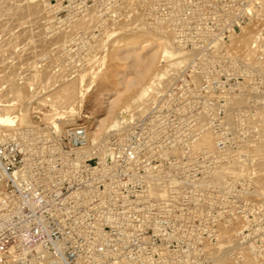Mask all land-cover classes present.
I'll return each mask as SVG.
<instances>
[{"label":"built area","instance_id":"1","mask_svg":"<svg viewBox=\"0 0 264 264\" xmlns=\"http://www.w3.org/2000/svg\"><path fill=\"white\" fill-rule=\"evenodd\" d=\"M115 2L129 4L155 31H170L191 61L157 105L129 128L96 140L85 124L26 127L0 138V264H209L205 246L192 260L168 234L181 228L186 209L175 199L181 195V187L175 188L181 167L176 175L169 172L170 149L181 140V128L196 125L199 115L210 116L213 124L227 117V105L239 95L251 98L256 113L264 115V93L248 91L245 78L208 71L224 58L216 54L218 44L264 19V9H257L258 0ZM231 80L238 93L227 88ZM185 108L191 113L187 123L181 117ZM248 111L239 108L233 116ZM214 126L216 150L198 159L219 156L232 145L229 133L236 141L253 129ZM161 188L165 195L156 197ZM257 208L259 222L244 207L233 208L226 221L237 227L239 246L264 259V206ZM213 237L221 235L216 231Z\"/></svg>","mask_w":264,"mask_h":264},{"label":"rangeland","instance_id":"2","mask_svg":"<svg viewBox=\"0 0 264 264\" xmlns=\"http://www.w3.org/2000/svg\"><path fill=\"white\" fill-rule=\"evenodd\" d=\"M37 7L40 8L37 9ZM130 8L129 4H121L119 6L115 0H0V91H4L3 93L0 92V96L1 94L3 96L0 98V103H9L11 101L10 103L15 107L11 119L15 123L14 128L16 129L12 130L13 126L6 123H4L6 126L0 124L1 139L12 138L20 129L26 127L68 128L78 124H85L91 131L97 127L102 128L104 133L100 136H107L120 131L115 129L105 130L112 119L120 112L122 106L131 100L129 98L140 94L153 78L170 64L169 57L164 56L157 57L156 61L151 64L150 57L158 49V43L154 37L159 38L164 33L155 31L147 24H145V28L144 23H146V20H136L135 17L138 15L131 13ZM28 9L30 10L28 11ZM257 9H264V0H258ZM34 12L37 14H34ZM89 17L90 21H88ZM92 17H95V19L92 20ZM78 19L82 22L78 21ZM139 21L143 24H139ZM38 22L39 26L35 25ZM83 22L84 24H82ZM140 25L143 26L140 27ZM71 28L74 30L73 32ZM135 28L145 31L147 34H137ZM36 29H38L37 32L40 31V34L36 33L37 36L39 35L38 37L35 35ZM165 33L169 37H173L170 31H165ZM42 36L46 38L43 39ZM253 42L256 43L259 49L251 57L247 54ZM221 43L222 46H218L219 50L216 54L222 55L224 58L220 59L221 63L216 64L215 67H210L208 71L212 73L225 72L233 79H235V76H239V80L245 78L247 84H249L246 87L248 91L264 93V19H256L246 24L237 30L230 39H226ZM36 45L40 47L37 49ZM176 45L180 47L178 44ZM22 46H25V48ZM183 50L187 51L186 49ZM27 51L31 52L32 55L30 53L28 55ZM26 55L29 56V59L25 60L24 57ZM52 56L54 57V61L53 59L52 61L55 62V65L52 62L53 67L51 64L48 65L50 63L48 61L51 60ZM61 57L63 58L61 59ZM64 57L67 58L64 59ZM33 59L35 60L33 61ZM24 61L32 65L28 64V66L26 64V66ZM190 61L191 58L185 67L180 68L174 74L172 77L174 80L170 79L169 83H167V79H164L165 83H163L166 85H164L165 87H163V90L158 95L162 97L184 75ZM14 62L17 64H14ZM21 64L24 65L23 68L20 67ZM43 65L48 71L43 70ZM34 66L38 70L40 68L39 72L42 74L44 71L45 73L44 76L41 73L39 74L37 82L32 84L33 88L31 85L32 80L28 81V78L33 77V74L29 73L30 76H27V73L31 72L30 70L33 73ZM24 68H27L26 70L29 68V71L26 73ZM16 69L18 70L16 71ZM19 70H24L25 72H22L24 74H21ZM56 72H60L61 75ZM62 74L66 75L63 77ZM20 76L23 77L20 78ZM57 76L58 78H56ZM198 76L200 77V75ZM14 77L17 80L19 78L18 81L21 82L17 81L14 83L16 81ZM199 77L197 79H200ZM21 79L26 80L23 81ZM131 80H136L137 84L129 89L127 86ZM54 81L58 85L56 82L53 85L52 82ZM10 82L15 84V89L10 86L12 84ZM230 82L232 84L227 85V88L232 87L231 89L238 93V86L232 80ZM21 84L22 86L18 87ZM5 87H7L6 90L12 87L7 90L10 97L5 92ZM13 91L16 92L14 93ZM150 92L153 93V90H150ZM16 93L20 94V96H22V93L23 95L25 94L23 97L25 99L20 96L22 98H19L20 100L15 98L18 97ZM151 95L153 96L150 93L147 95L148 98L146 96L142 100L145 102H143L145 106L151 105L149 110L154 108L161 98L158 95L155 98ZM245 95L247 98L249 94ZM11 96L12 99L14 98V102L11 100ZM240 96L242 97L241 99L237 98L239 100L236 99L229 102L227 105L230 111L229 115L220 119L218 118L216 124L210 122V116L199 115L198 121L195 122L196 125H188L185 128H181V140L177 141V144L170 150L169 172L176 175L177 168L181 167V184H175V188L181 187V195L175 199L181 202V208L186 209L181 212V228L168 229V234L170 238L172 237L181 243V250H184V253L192 260L194 258L198 259L200 255L202 256L200 248L203 246H205L203 249L204 256L209 261V264H215L214 259L216 254H221L228 249L233 251V256H231L233 262L241 260L243 250L250 256L256 257L251 248L239 246L237 227L227 226L228 223L226 221L234 216V212H232L233 208L244 207L248 210L250 218L259 222L262 211L257 207L264 206V183L263 181L259 182L256 180L255 167H253L259 157L260 163L264 165V153H261L260 150L263 147L259 146L263 143H259V141H263L264 139V132L261 133L259 131L260 128H264V122H261L264 121V115L256 113L253 106L254 101H251V98L246 100L244 95ZM29 97H32L31 102ZM3 98L6 100H3ZM24 101L25 103L28 102V106L27 104L24 105ZM26 107H28V112L26 109H23ZM137 108L135 107L132 111L126 110L125 113L135 112L139 109ZM239 108H245L249 111L247 114L236 118L233 116V111L236 112ZM22 109L25 111L24 113H22ZM149 110H147L146 114ZM183 113L184 115L181 117L186 119L183 123H187V119L191 118V113L186 108ZM144 116L138 117L135 123L125 128L135 125ZM21 117L22 120L20 121ZM102 118L103 121H100ZM236 119L238 125L234 124ZM217 124L224 125V127L227 125L228 127L226 128L240 126L253 129H251L247 137L241 134L242 137L236 141L233 140V136L229 133L230 143L233 146L229 145L228 148L215 158L207 156L204 159H198L197 156L216 150L215 131H218L219 128H214V125ZM189 126L190 128H188ZM205 132L210 133L213 143L209 147H198L196 144ZM179 159H181V163ZM215 169L220 170V180L213 177ZM176 178L179 177L177 176ZM155 196L159 197L156 194ZM213 222H216V225L221 227H208ZM225 230L232 232L236 240L232 239L231 241L223 237L224 235L222 236V234ZM216 231L221 235L217 240L213 237ZM217 244L219 247H214ZM207 246L211 248L208 250ZM211 249H214V251ZM211 251L213 252L211 253ZM240 254L241 257L239 258L238 255ZM256 258L262 262L264 261V259Z\"/></svg>","mask_w":264,"mask_h":264},{"label":"bare ground","instance_id":"3","mask_svg":"<svg viewBox=\"0 0 264 264\" xmlns=\"http://www.w3.org/2000/svg\"><path fill=\"white\" fill-rule=\"evenodd\" d=\"M59 3V2H58ZM58 5V4H57ZM80 5V4H79ZM63 6V5H62ZM35 7V6H34ZM54 7V6H53ZM36 8V7H35ZM35 8H34V10H35ZM38 8H40V7H37V9ZM31 9V8H30ZM30 9H28V11L30 10ZM27 11V12H28ZM33 11V10H32ZM38 11V10H37ZM36 11V12H37ZM36 12H34V14H37ZM40 12V11H39ZM95 12V11H94ZM100 12V11H99ZM30 13V12H29ZM28 13V14H29ZM46 13H48V12H46ZM60 13V12H59ZM75 13V12H74ZM49 14V13H48ZM76 14V13H75ZM74 14V15H75ZM33 15V14H32ZM89 15V14H88ZM95 15V14H94ZM29 16V15H28ZM31 16V15H30ZM51 16V15H50ZM71 16V15H70ZM90 16V15H89ZM86 17V16H85ZM84 17V18H85ZM88 17V16H87ZM51 18H52V16H51ZM77 18V17H76ZM93 18V17H92ZM136 18V20H139V19H143L142 17H140V16H137V17H135ZM88 19V18H87ZM95 19V17L92 19V20H94ZM38 20V19H37ZM49 20H51V19H49ZM60 20V19H59ZM86 20V19H85ZM64 21V20H63ZM77 21V20H76ZM78 21H80V19H78ZM77 21V22H78ZM88 21H90V17H89V20ZM80 22H82V21H80ZM85 22H87V21H85ZM68 23V22H67ZM89 23V22H88ZM95 23V22H94ZM141 22L139 21V24H140ZM39 24V22L37 23V24H35V25H38ZM41 24H42V22H41ZM55 24V23H54ZM65 24V23H64ZM70 24V23H69ZM82 24H84V22L82 23ZM141 24H143V23H141ZM145 24H147V22L146 23H144V26H145V28H146V25ZM76 25H77V23H76ZM81 25V24H80ZM138 25V24H137ZM39 26V25H38ZM78 26V25H77ZM76 26V27H77ZM89 26V25H88ZM143 26V25H142ZM141 25H140V27H142ZM43 27V26H42ZM55 27V26H54ZM72 27V26H71ZM80 27V26H79ZM78 27V28H79ZM140 27H138V28H140ZM37 28V27H36ZM57 28V27H56ZM73 28V27H72ZM71 28V29H72ZM138 28H135L136 30V33L137 34H140V33H145V31H140ZM144 28V29H145ZM142 29V28H141ZM37 30L38 29H36L35 30V35H36V33L37 34H40V31H38L37 32ZM50 30V29H49ZM67 31V30H66ZM74 30L72 29V32H73ZM33 32V31H32ZM41 32H42V29H41ZM164 34H162V36L160 35L159 36V38H157V37H154L155 38V40H157V43H158V49L151 55V64H153L155 61H156V59H157V57H159V56H161V57H169V59H170V64L168 65V67L165 69V70H162V71H160L158 74H157V76L156 77H154L153 78V80L149 83V85L146 87V88H144V90H142L141 92H140V94H138V95H136V96H132L131 98H129V99H131L127 104H125L124 106H122V108H121V110H120V112L112 119V121L108 124V128H106V130L105 131H109V130H112V129H115V130H121V129H125V127H128L129 125H131L132 123H135V121L137 120V118L139 117H141V116H144L145 114H146V112H147V110H149V108H150V106L148 107L147 105L145 106L144 104H143V102L144 101H142V100H144L145 99V97L147 96V95H149L150 93L151 94H153V96L152 97H157V95L160 93V91H162L163 90V87H165L164 85H166V84H164L165 83V80L164 79H167L166 81H168L167 83H169V81H170V79H172V77L174 76V74L180 69V68H182V67H185V65L189 62V60H190V58H191V56H190V53H189V51L187 52H185V50H183L182 48H180V47H177V45H176V43H175V41H174V39L173 38H171V37H169L165 32H163ZM33 34V33H32ZM74 34V33H73ZM137 34H136V36H137ZM143 34H141V35H143ZM145 34H147V33H145ZM144 34V35H145ZM51 35V34H50ZM56 35V34H55ZM61 35V34H60ZM70 35V34H69ZM141 35H138V36H141ZM32 36V35H31ZM37 36V35H36ZM39 36V35H38ZM37 36V37H38ZM46 36H47V34H46ZM32 37H34V36H32ZM44 36H42V38H43ZM59 37V36H58ZM40 38H41V36H40ZM46 38V37H45ZM45 38H43V39H45ZM57 38V37H56ZM153 38V39H154ZM65 39V38H64ZM36 40V39H35ZM38 40V39H37ZM50 40V39H49ZM40 42H41V40H39ZM47 41V40H46ZM247 41V40H246ZM62 43H63V41H62ZM30 44V43H29ZM221 45H219L218 44V46H222V43H220ZM40 45V44H39ZM37 46V45H36ZM22 47H24L25 48V46H22ZM38 47H40V46H37L36 48L38 49ZM55 47V46H54ZM21 48V47H20ZM50 48V47H49ZM48 48V49H49ZM61 48V47H60ZM219 48H221V47H219ZM245 48H246V44H245ZM47 49V50H48ZM59 49V48H58ZM259 49V47L256 45V43L255 42H253L252 43V47L251 48H249V53L247 54V55H250L251 57L255 54L254 52L255 51H257ZM22 50H23V48H22ZM39 50H41V49H39ZM60 50V49H59ZM61 50H62V48H61ZM33 51V50H32ZM38 51V50H37ZM42 51V50H41ZM55 51V50H54ZM58 51V50H57ZM14 52V51H13ZM12 52V53H13ZM15 52H16V50H15ZM28 52V51H27ZM29 53L31 54V52H28V55H29ZM41 53V52H40ZM42 53H44L43 51H42ZM41 53V54H42ZM48 53V52H47ZM26 54V53H25ZM50 54V53H49ZM56 54V53H55ZM55 54H53V55H55ZM23 55V54H22ZM28 55H26V56H28ZM32 55V54H31ZM34 55V54H33ZM36 55H38V54H36ZM66 55V54H65ZM11 56H12V54H11ZM26 56L24 57L25 58V60L26 59H29V56H28V58H26ZM51 56V55H50ZM64 56V55H63ZM68 56V55H67ZM34 57H35V55H34ZM41 57V56H40ZM57 57V56H56ZM19 58H20V56H19ZM22 58H23V56H22ZM54 57L52 56V58H51V60L50 59H48V60H50V61H48V65H50L51 64V66H52V62L54 61V59H53ZM63 57H61V59H62ZM65 58H67V57H64V59ZM36 59V58H35ZM35 59H33V61L35 60ZM52 59H53V61H52ZM56 60V59H55ZM68 60V59H67ZM30 61V60H29ZM36 61H37V59H36ZM46 61V60H45ZM56 61H58V60H56ZM65 61V60H64ZM22 62V61H21ZM25 62V61H24ZM28 62V61H27ZM38 62V61H37ZM42 62V61H41ZM61 62H63V61H61ZM71 62V61H70ZM23 63V62H22ZM33 63V62H32ZM54 63V65H55V62H53ZM14 64H17V63H15L14 62ZM24 64V63H23ZM23 64H21L20 65V67H24V65ZM27 63L25 62V65H26ZM29 64V63H28ZM27 64V65H28ZM34 64V63H33ZM44 65H45V63H43ZM47 64V63H46ZM58 64H60V62L58 61ZM26 65V66H27ZM29 65H32V64H29ZM28 65V66H29ZM35 65V64H34ZM43 65V70H47V69H45V66ZM47 65V66H48ZM53 65V66H54ZM61 65H63V63H61ZM65 65V64H64ZM7 66H9V65H7ZM36 66V65H35ZM34 66V69H33V73H32V70H30L31 72H28L27 73V71H29V68H28V70H26L27 68H24V70H26V73L28 74L27 76H30V74L29 73H31V74H33V77H31V78H28V81L29 80H32L31 82V85L32 84H35V82H37L36 80H38L39 78H38V76H40L39 74L41 73V72H39V70H40V68H39V70L36 68ZM42 66V65H41ZM51 66H49V67H51ZM52 66V67H53ZM59 66V65H58ZM261 66V65H260ZM31 67V66H30ZM37 67H38V65H37ZM51 67V68H52ZM56 67V66H55ZM63 67V66H62ZM61 67V68H62ZM68 67V66H67ZM264 67V66H263ZM2 68V67H1ZM9 68H10V66H9ZM42 68V67H41ZM48 68V67H47ZM61 68H60V70H61ZM7 70H10V69H8V68H6ZM20 69V68H19ZM31 69V68H30ZM18 69H16V71H17ZM22 70V69H21ZM23 70V71H24ZM50 70H52V69H50ZM79 70V69H78ZM262 70V69H261ZM15 70H14V72H16ZM20 71V70H19ZM18 71V72H19ZM23 71H20V73L21 74H24V73H22ZM45 71H44V73H45ZM48 71V70H47ZM25 72V71H24ZM263 72H264V70H263ZM8 73V72H7ZM44 73L42 74V76H44ZM47 73V72H46ZM56 73H60V72H56ZM63 73V72H62ZM73 73V72H72ZM78 73V72H77ZM16 74V73H15ZM55 74V73H54ZM57 74V75H58ZM18 75V74H17ZM59 75H61V73L59 74ZM66 74H62V76L64 77ZM15 76V75H14ZM25 76V75H24ZM51 76V75H50ZM61 76V77H62ZM10 77V76H9ZM23 77V76H22ZM21 76H20V78H22ZM45 77H46V75H45ZM61 77H59V78H61ZM15 78V77H14ZM26 79H27V77H25ZM48 78V77H47ZM56 78H58V76L56 77ZM68 78H70V77H68ZM9 79H12V78H9ZM16 79V78H15ZM26 79H21V80H26ZM65 79H66V77H65ZM178 79V78H177ZM18 80H19V78H18ZM17 79H16V81H14V83L15 82H17L18 81ZM58 80H61V79H58ZM57 80V82L59 83V81ZM172 80H174V79H172ZM10 81V80H9ZM22 81V82H23ZM13 82V81H12ZM12 82H10V83H12ZM18 82H21V81H18ZM30 82V81H29ZM56 81H54V82H52L53 83V85L54 84H56L55 83ZM62 82V81H61ZM164 82V83H163ZM25 83H27L26 81H25ZM50 83V82H49ZM58 83H57V85H58ZM161 83H163L162 85H160ZM20 84V83H19ZM23 84V83H22ZM22 84L21 85H19L18 87H20V86H22ZM28 84V83H27ZM60 84V83H59ZM137 84V81L136 80H131V81H129L128 82V86L127 87H129V89L131 88V87H133V86H135ZM1 85H2V83H1ZM14 85L15 84H11L10 86H12V87H14ZM24 85H26V84H24ZM23 85V86H24ZM50 85H52L51 83H50ZM33 86V85H32ZM38 86V85H37ZM46 86V85H45ZM4 87V86H3ZM11 87V88H12ZM17 87V86H16ZM17 87V88H18ZM44 87V86H43ZM56 87V86H55ZM6 88L7 87H5V92L7 93V90H9V89H11V88H9V89H7L6 90ZM33 88H34V86H33ZM42 88V87H41ZM13 89H15V87L13 88ZM37 89V88H36ZM39 89H40V87H39ZM44 89V88H43ZM45 89H46V87H45ZM52 89V88H51ZM62 89V88H61ZM4 90V89H3ZM21 90V89H20ZM41 90V89H40ZM150 90H153V93L152 92H150ZM18 91H19V89H18ZM17 91V92H18ZM34 91H36V90H34ZM1 92V91H0ZM4 91H2L1 93H3ZM14 92V91H13ZM16 92V91H15ZM14 92V93H15ZM21 92V91H20ZM6 93H5V95H6ZM35 93V92H34ZM161 93H163V92H161ZM17 95H18V93H16ZM36 94V93H35ZM58 94H60V93H58ZM7 95L9 96V94L7 93ZM13 95V94H12ZM25 95V94H24ZM24 95H23V93H22V96H20V94L18 95V97H15V98H20V97H24ZM31 95V94H30ZM33 95V94H32ZM161 95H163V94H161ZM20 96V97H19ZM35 96V95H34ZM158 96H160V95H158ZM3 96H2V94H1V96H0V98H2ZM10 97V96H9ZM8 97V98H9ZM14 97V96H13ZM28 97V96H27ZM26 97V98H27ZM33 97V96H32ZM32 97L30 98L29 97V99H30V102L32 101L31 99H32ZM161 97V96H160ZM7 98V99H8ZM22 98H20V99H22ZM146 98H148V96L146 97ZM19 99V100H20ZM23 99H25V98H23ZM158 99V98H157ZM156 99V100H157ZM3 100H6V99H4L3 98ZM9 100V99H8ZM11 100L14 102L15 100H14V98L12 99V96H11ZM17 100V99H16ZM148 100V99H147ZM155 100V99H154ZM27 101V100H26ZM29 101V100H28ZM11 102V101H10ZM0 103V124L2 125H5L6 126V124H8V125H10V126H13V128H12V130H14L15 128V123L12 121V119H11V116H12V112H13V110L15 109V107H13V104L12 103ZM147 102V101H146ZM16 103V102H15ZM28 103V102H27ZM27 103H25V101H24V105L25 104H27ZM145 103V102H144ZM153 105H154V103H153ZM27 106H28V104H27ZM137 108L138 110L137 111H135V112H130L129 114H126L125 113V111L126 110H131L132 111V109H134V108ZM23 109H26V111L28 110V107H26V108H23ZM22 109V110H23ZM29 111V110H28ZM27 111V112H28ZM150 111V110H149ZM25 111L23 110L22 111V113H24ZM22 116H23V114H22ZM253 116V115H252ZM22 120V117L20 118V121ZM24 121H25V119H24ZM28 121H30V120H28ZM59 121V120H58ZM100 121H103V118L102 119H100ZM231 122V121H230ZM4 123H6V124H4ZM59 123V122H58ZM137 123V122H136ZM21 124V123H20ZM9 126V127H10ZM18 126V125H17ZM16 126V128H18ZM22 126V125H21ZM31 126H33V125H31ZM99 126V125H98ZM58 127V126H57ZM4 129V128H3ZM11 129V128H10ZM60 129V128H59ZM108 129V130H107ZM16 130V129H15ZM103 131H102V128H100V127H97L95 130H93L92 131V134H93V137H94V140H96V139H99V137H100V135H103ZM13 134V133H12ZM10 135H11V133H10ZM9 135V136H10ZM14 135H15V133H14ZM11 136H13V135H11ZM264 138V137H263ZM256 142V141H255ZM261 142H263V143H261ZM212 143H213V139H212V137H211V135H210V133H208V132H205L203 135H201V137H200V140L198 141V143L196 144L198 147H209V145H212ZM259 143H261L262 145H259V146H262L263 147V149H260L261 150V153L263 152L264 153V139H263V141H259ZM241 144V143H240ZM233 146V145H232ZM239 146V145H238ZM171 150V149H170ZM233 150V149H232ZM240 151V150H239ZM248 151V150H247ZM171 152V151H170ZM173 152V151H172ZM233 153H235V152H233ZM239 153V152H238ZM241 153V152H240ZM244 153V152H243ZM251 153V152H250ZM232 154V153H231ZM249 154V153H248ZM248 154H247V157H248ZM237 155V154H236ZM241 155V154H240ZM239 155V156H240ZM245 156V155H244ZM250 156H251V154H250ZM241 157V156H240ZM259 157V156H258ZM240 159V158H239ZM245 160V159H244ZM248 160V159H247ZM252 160V159H251ZM256 160V159H255ZM254 160V161H255ZM237 161H238V159H237ZM229 162H230V160H229ZM240 162H243V161H240ZM234 164V163H233ZM232 166V165H231ZM241 167V166H240ZM253 167H255V172H256V180L257 181H263V183H264V165L263 164H261L260 163V157H259V159L257 160V162L255 163V166L253 165ZM234 169V168H233ZM236 170V169H235ZM220 172V170H218V169H215L214 170V173H213V177H214V179H218V180H220L221 178H220V176H219V173ZM230 172H232V171H230ZM212 178V177H211ZM213 179V178H212ZM185 180V179H184ZM204 185V184H203ZM154 191H157V189H154ZM155 194L156 195H158V196H164L165 195V190L163 189V188H161V189H159L158 191H157V193L155 192ZM4 205V200H3V197L0 195V207H2ZM224 235V236H223ZM222 236L223 237H225L226 239H229V240H231L232 241V239H234V240H236L235 239V237L233 236V234H232V232H227L226 230H225V232L222 234ZM234 237V238H233ZM222 240H224V239H222ZM235 243H236V241H235ZM222 244V243H221ZM237 244V243H236ZM209 246H211V245H209ZM208 247V246H207ZM214 247H216V248H218L219 246H218V244H217V246H214ZM213 246H212V248H214ZM211 247H208V250L210 249ZM207 249V248H206ZM211 250H213L214 251V249H211ZM213 251H211V253L213 252ZM216 252V251H215ZM220 252V251H219ZM233 251L230 249H228L227 251H223L221 254H218L217 252V254L216 253H214V254H216V256H215V264H264V261L262 262V261H260L259 259H257L256 257H252V256H250L248 253H246V252H244V250H243V255H242V258H241V260H237V261H232L231 260V256H233V253H232ZM212 257V256H211ZM236 257V256H235ZM234 258V257H233ZM212 259V258H211Z\"/></svg>","mask_w":264,"mask_h":264}]
</instances>
